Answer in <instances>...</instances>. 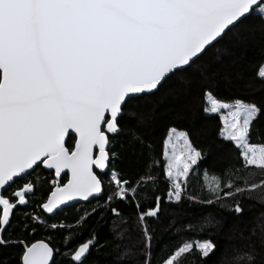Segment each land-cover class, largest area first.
Returning <instances> with one entry per match:
<instances>
[{
	"label": "snow or ice",
	"instance_id": "1",
	"mask_svg": "<svg viewBox=\"0 0 264 264\" xmlns=\"http://www.w3.org/2000/svg\"><path fill=\"white\" fill-rule=\"evenodd\" d=\"M257 47L264 0H0V251L18 250L14 264H99L95 233L60 247L35 238L67 228L35 207L51 217L79 201L92 205L81 227L106 214L123 226L114 238L129 242L113 264H264V224L240 246L216 239L221 213L239 221L242 200L264 204V59L261 87L220 86L244 79L236 53ZM168 99L177 106L160 129ZM197 114L215 129L197 127ZM201 136L224 151L211 169L201 167ZM165 205L220 212L173 217L191 236L156 252L152 223Z\"/></svg>",
	"mask_w": 264,
	"mask_h": 264
},
{
	"label": "trees",
	"instance_id": "2",
	"mask_svg": "<svg viewBox=\"0 0 264 264\" xmlns=\"http://www.w3.org/2000/svg\"><path fill=\"white\" fill-rule=\"evenodd\" d=\"M237 57H243L242 70L244 72V79L242 81H234L229 84L227 80L221 79V93L223 94L225 90L230 87H244L248 81L252 82V87L254 89L261 87V83L254 79V71L257 63L261 59H264V52L257 47L255 49H250L248 51H238L236 53ZM225 63H228L226 60ZM176 102L168 99L165 100L159 106V111L157 116L159 119L157 127L162 129L165 124H167L172 119V110L176 107ZM198 104L193 102V113H196ZM150 110V106L141 105L140 111L147 112ZM134 123V122H130ZM197 127H209L214 130L217 121L215 119H208L197 114L196 120ZM214 135V132H213ZM127 147V145H126ZM198 147L204 149L206 155L205 160L201 162L202 168H209L214 163H217L224 155V151L219 147V143L213 141L208 137L201 136L198 141ZM130 153V160L128 163L132 168L139 166L142 161L139 157V148L135 150V155H132V149L128 148ZM48 176V174H44ZM261 177L257 175L255 177L256 182H259ZM12 189H9L11 191ZM45 191H47V185H45ZM40 193H37V197L33 198L34 201L37 200ZM95 201H93V204ZM242 204L245 207V214L241 220H236L234 217L228 215L227 212L221 213L224 217L223 227L220 229L219 236L216 239L220 242L222 247H235L240 246L245 243V238L251 235L252 231L259 230L261 224H264V204L258 203L255 199H244ZM91 208L92 205L85 203H76L71 206L65 207L56 212L54 216L48 217L44 216L39 207L33 209L34 212L41 214L45 219H50L51 223H56L57 225H66L67 228L61 231L59 228L55 231L49 229H39L36 234V239H51L57 247H60L65 239L69 236H75L73 243L86 242L90 236L95 233L99 240V245H103L101 253L98 255L96 250L93 249V254L90 259L98 260L99 264H113V259L120 248L118 247L122 243H128L129 241H120L114 238L113 229L119 231V228L123 227L119 220L116 218L105 215L101 218L99 215L91 216L87 222L81 227L77 221L83 213L80 211L83 208ZM219 213L220 210L217 208H207L197 205H185L183 209L178 207H168L165 205L164 211L161 213L159 222H153L152 227L154 229L153 238V249L156 252L162 251L165 248H171L174 245L180 243L182 238H188L191 234L178 232L179 223L183 221H193L199 218L205 213ZM175 221L178 222H174ZM218 218H220L218 216ZM115 220V223H114ZM68 229H71L69 232ZM0 255L4 257L9 264H14V258L18 255V250L16 249H6L0 251Z\"/></svg>",
	"mask_w": 264,
	"mask_h": 264
},
{
	"label": "water",
	"instance_id": "3",
	"mask_svg": "<svg viewBox=\"0 0 264 264\" xmlns=\"http://www.w3.org/2000/svg\"><path fill=\"white\" fill-rule=\"evenodd\" d=\"M76 203H83V202H79V201H73V202H70L67 206H63L61 209L65 208V207H68V206H71L72 204H76ZM60 209V210H61ZM59 211V210H58Z\"/></svg>",
	"mask_w": 264,
	"mask_h": 264
},
{
	"label": "flooded vegetation",
	"instance_id": "4",
	"mask_svg": "<svg viewBox=\"0 0 264 264\" xmlns=\"http://www.w3.org/2000/svg\"><path fill=\"white\" fill-rule=\"evenodd\" d=\"M46 174L50 175V173H47V172H46Z\"/></svg>",
	"mask_w": 264,
	"mask_h": 264
}]
</instances>
